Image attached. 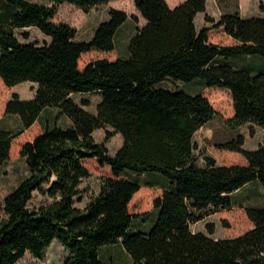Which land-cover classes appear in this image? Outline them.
Wrapping results in <instances>:
<instances>
[{
	"label": "trees",
	"instance_id": "16d2710c",
	"mask_svg": "<svg viewBox=\"0 0 264 264\" xmlns=\"http://www.w3.org/2000/svg\"><path fill=\"white\" fill-rule=\"evenodd\" d=\"M107 1L54 0L48 5L0 0V77L7 86L37 85L34 98L15 93L7 101L6 113L19 114L22 125L16 131L0 127V169L11 156L14 139L42 123L46 109L57 108L53 126L45 125L21 146L29 174L4 200L0 264H17L27 253L41 258L55 240L68 251L63 264H112L102 259L101 250L118 243L130 255V264H264V205L246 209L253 227L234 237H213L212 223L207 225L210 234L191 228L209 208H232V195L251 182H259L264 194V144L248 150L239 135L219 147L242 154L246 163L224 165L206 156L205 164H199L195 134L216 110L203 92L162 85L166 80L199 81L227 89L234 106L228 124L264 129V67L239 64L248 58L264 62L239 58L264 57V16L223 14L213 28L222 27L235 43L222 44L210 40V27L196 25L207 0H185L175 7L167 0H134L146 23L136 25L129 54L107 58L103 53L105 57L82 66L85 53L115 49L118 30L130 16L111 8L92 38L79 40L75 27L54 21L58 5L67 2L88 11ZM131 17L138 22V16ZM206 20L215 22L208 14ZM30 27L45 38L33 39ZM91 92L101 94L96 113L73 97ZM61 116L71 124H59ZM100 128H112L107 139L114 133L123 136L114 155L96 141L94 131ZM90 160L109 166L111 173L81 208L75 201L91 176ZM125 172L157 173L168 185L141 183ZM143 186L161 192L151 210L132 212L137 195L143 203L144 195L153 193ZM35 192L52 201L31 207ZM151 213L148 231H131L135 219Z\"/></svg>",
	"mask_w": 264,
	"mask_h": 264
},
{
	"label": "rangeland",
	"instance_id": "374dc122",
	"mask_svg": "<svg viewBox=\"0 0 264 264\" xmlns=\"http://www.w3.org/2000/svg\"><path fill=\"white\" fill-rule=\"evenodd\" d=\"M35 2L45 3L52 5L54 0H32ZM168 3L175 0H167ZM178 1V0H177ZM185 1V0H183ZM224 9L222 15L229 12H241L243 11L244 17L249 16H264V0H254L252 3H246L244 0H224ZM180 4V3H179ZM243 4V5H242ZM172 6V5H170ZM211 6V4H210ZM209 6V10H210ZM243 6V8H242ZM111 8L121 9L127 12L130 16V21L126 24L116 37V46L113 51H91L85 53L81 58V65H85L88 61L97 59L100 57L107 58L125 57L129 54V35L135 32L136 25L143 26L146 20L141 16L137 10L134 0H109L106 3L100 4L91 8L88 11H84L67 2L59 4L54 21L57 23H68L77 30V39L88 40L94 35L97 26L109 17V10ZM263 11H262V10ZM241 11V12H240ZM213 12V13H212ZM209 12H200L196 19V25L199 29L202 27H210L209 37L211 41L222 44H233V40L228 36L224 29L213 28L222 15L220 13H214V10ZM210 15L215 19V22H208L206 15ZM138 16V22H136L131 16ZM31 32V37L43 40L44 34L36 27L27 28ZM260 58L264 60V57L259 55L253 56H239V58ZM239 64L248 65L251 68H263L264 62L261 60H251V58L239 61ZM165 87L172 89H186L189 92H203V94L210 100L216 110V114L213 118L202 128H200L195 134V141L198 148L196 154L198 156L199 164H205L206 156H213L219 164L230 165L234 163H246V159L240 153L233 152L219 147L223 143L229 140L237 138L239 135H243L245 138L244 148L248 150H255L261 144H264V129L257 125L246 124L237 129L232 128L228 124V119L234 115V106L232 94L229 90L218 87H206L202 82L196 81L191 83H184L182 81L166 80L162 84ZM37 85L31 81H24L15 86H7L0 77V103H2V109L0 110V127L6 129H12L16 131L22 125L21 117L19 114H7L6 104L9 99L15 93L23 99L34 98L36 94ZM74 99L81 103L85 100L88 104L84 107L90 112L96 113L97 105L101 100V94L99 92L91 93H76L73 94ZM57 114V108H48L42 114V123L38 122L25 133L14 139L12 146V153L9 160L4 163L0 169V226L7 218V214L4 210L5 197L25 178L28 174V167L25 158L20 154L22 144L26 139H33V137L40 133L45 125L53 126L55 122V116ZM61 125L70 124V119L66 116H61L57 121ZM107 130L112 128H100L94 131V137L98 143H105L109 149V153L114 155L117 150L123 145L124 138L120 133H114L111 138L107 139ZM89 167L91 170V176L84 179L81 184L82 193L80 198H76L75 205L84 208L87 203L95 197L101 186V180L104 175L111 173L109 166H101L97 160H90ZM157 173L149 174H135L132 172H125V176L139 181L141 183L151 181L158 186H166V180L155 175ZM168 185V184H167ZM142 189L152 190L153 193L144 195L143 203L139 201L140 197L137 195L131 203L132 212H145L149 211L153 207V198L155 195L161 192L157 187L143 186ZM233 206L230 209L215 210L209 208L203 212L204 218L191 225L193 231H203L210 234L207 228L209 223L214 225L213 237L226 238L240 235L253 227V223L249 219L246 209L248 207H260L264 205V194L262 186L259 182H251L245 187L235 192L233 195ZM52 199L42 195L39 192H35V196L30 201L31 207H38L42 204L51 202ZM154 215L151 213L148 216L140 217L134 220L131 227V231H148L152 225ZM68 256V251L62 242L55 240L47 248L43 257L37 258L31 253H27L17 264H63L65 258ZM102 259L109 261L112 264H130L132 259L126 252L121 244H115L105 246L101 250Z\"/></svg>",
	"mask_w": 264,
	"mask_h": 264
},
{
	"label": "crops",
	"instance_id": "0c3cea01",
	"mask_svg": "<svg viewBox=\"0 0 264 264\" xmlns=\"http://www.w3.org/2000/svg\"><path fill=\"white\" fill-rule=\"evenodd\" d=\"M224 0H207V8H206V11L207 12H209L210 14H212L211 13V10L213 11L214 10V13H220L221 15H222V10L224 9V5H225V3L223 2ZM252 1H254V0H244V2H246V3H252ZM183 2V0H175V1H173V2H170V4L169 5H172L171 7H175V6H177L179 3H182ZM210 4H211V6H210ZM243 5V4H242ZM209 6H210V10H209ZM242 8H243V6H242ZM263 8H264V6H263ZM262 10V9H261ZM263 11V10H262ZM241 12V11H240ZM204 13V12H203ZM243 13V11L241 12V14ZM199 14V13H198ZM243 15V14H242ZM197 17H198V15L196 16V19H197ZM130 21V18L120 27V29L118 30V33H117V35H119V33L121 32V30H123V28H124V26L126 25V24H128V22ZM136 29V28H135ZM132 35V34H131ZM131 35H129V37H128V40L130 39V36ZM117 37V36H116ZM47 110V109H46ZM70 124H71V122H70ZM69 125V124H68Z\"/></svg>",
	"mask_w": 264,
	"mask_h": 264
}]
</instances>
